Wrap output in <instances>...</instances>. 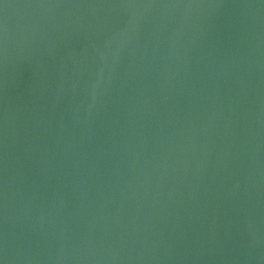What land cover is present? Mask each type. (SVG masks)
Returning <instances> with one entry per match:
<instances>
[{
    "label": "water",
    "instance_id": "95a60500",
    "mask_svg": "<svg viewBox=\"0 0 264 264\" xmlns=\"http://www.w3.org/2000/svg\"><path fill=\"white\" fill-rule=\"evenodd\" d=\"M0 264H264V0H0Z\"/></svg>",
    "mask_w": 264,
    "mask_h": 264
}]
</instances>
